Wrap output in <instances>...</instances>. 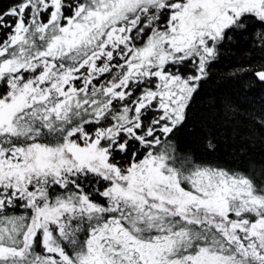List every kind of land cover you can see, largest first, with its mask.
<instances>
[{
	"label": "snow or ice",
	"instance_id": "snow-or-ice-1",
	"mask_svg": "<svg viewBox=\"0 0 264 264\" xmlns=\"http://www.w3.org/2000/svg\"><path fill=\"white\" fill-rule=\"evenodd\" d=\"M0 264H264V0H0Z\"/></svg>",
	"mask_w": 264,
	"mask_h": 264
},
{
	"label": "rangeland",
	"instance_id": "rangeland-1",
	"mask_svg": "<svg viewBox=\"0 0 264 264\" xmlns=\"http://www.w3.org/2000/svg\"><path fill=\"white\" fill-rule=\"evenodd\" d=\"M246 58L243 56V52H237L236 54L233 55V57H230L229 59L232 60L233 63H235L238 59H244ZM218 76H224L228 72V67H227V61L225 62V66L219 68L218 70ZM234 88V83L228 80H220L217 79L214 83L209 85V90L210 91H219L222 93H229L233 90ZM196 145H194L195 147Z\"/></svg>",
	"mask_w": 264,
	"mask_h": 264
},
{
	"label": "trees",
	"instance_id": "trees-1",
	"mask_svg": "<svg viewBox=\"0 0 264 264\" xmlns=\"http://www.w3.org/2000/svg\"><path fill=\"white\" fill-rule=\"evenodd\" d=\"M235 54H236V53H235ZM246 55H247V54L243 52V56H245V57H246ZM214 91H215V90H214Z\"/></svg>",
	"mask_w": 264,
	"mask_h": 264
}]
</instances>
